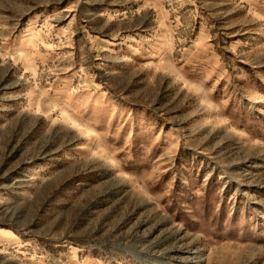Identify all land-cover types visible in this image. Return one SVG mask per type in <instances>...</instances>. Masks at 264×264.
<instances>
[{"label": "rangeland", "instance_id": "obj_1", "mask_svg": "<svg viewBox=\"0 0 264 264\" xmlns=\"http://www.w3.org/2000/svg\"><path fill=\"white\" fill-rule=\"evenodd\" d=\"M0 264H264V0H0Z\"/></svg>", "mask_w": 264, "mask_h": 264}, {"label": "bare ground", "instance_id": "obj_2", "mask_svg": "<svg viewBox=\"0 0 264 264\" xmlns=\"http://www.w3.org/2000/svg\"><path fill=\"white\" fill-rule=\"evenodd\" d=\"M207 121V120H206ZM204 122H205V120H204ZM203 125H205V124H203Z\"/></svg>", "mask_w": 264, "mask_h": 264}]
</instances>
